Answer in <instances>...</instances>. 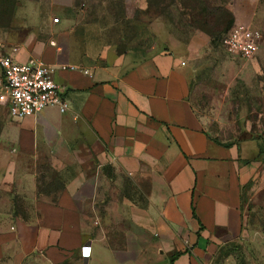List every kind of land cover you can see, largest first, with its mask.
<instances>
[{
    "label": "crops",
    "instance_id": "0c3cea01",
    "mask_svg": "<svg viewBox=\"0 0 264 264\" xmlns=\"http://www.w3.org/2000/svg\"><path fill=\"white\" fill-rule=\"evenodd\" d=\"M142 6L13 1L0 44L49 66L69 109L14 121L5 106L0 264H238L260 142L218 143L193 112L189 60L205 39L144 50L142 28L124 48Z\"/></svg>",
    "mask_w": 264,
    "mask_h": 264
},
{
    "label": "rangeland",
    "instance_id": "374dc122",
    "mask_svg": "<svg viewBox=\"0 0 264 264\" xmlns=\"http://www.w3.org/2000/svg\"><path fill=\"white\" fill-rule=\"evenodd\" d=\"M12 2L0 0V27L7 24ZM141 3L136 17L123 26L130 34L122 42L124 48L134 46L130 38L142 28L143 39L137 44L144 50L165 45L164 39L170 34L179 39L181 46L188 44L189 37L205 39L206 45L189 60L193 71V112L216 142L259 141L264 150V0H141ZM105 13L104 9L96 10L97 16ZM236 26L262 34L254 59L246 61L226 52L223 40ZM6 119L5 106L0 103V131ZM256 189L251 183L245 192L246 228L251 236L231 250L238 264H264V189L258 192ZM67 264H77L76 258Z\"/></svg>",
    "mask_w": 264,
    "mask_h": 264
},
{
    "label": "built area",
    "instance_id": "2783aa9c",
    "mask_svg": "<svg viewBox=\"0 0 264 264\" xmlns=\"http://www.w3.org/2000/svg\"><path fill=\"white\" fill-rule=\"evenodd\" d=\"M53 23L58 18H53ZM262 34L248 27H233L223 40L228 54L243 60H252L258 54ZM0 44V73L3 94L0 103L7 107L10 120H22L38 115L47 107L61 112L69 109L62 88L53 78V70L44 62L30 59L25 63L15 61L17 48ZM87 74L86 71H84Z\"/></svg>",
    "mask_w": 264,
    "mask_h": 264
},
{
    "label": "trees",
    "instance_id": "16d2710c",
    "mask_svg": "<svg viewBox=\"0 0 264 264\" xmlns=\"http://www.w3.org/2000/svg\"><path fill=\"white\" fill-rule=\"evenodd\" d=\"M14 1V0H13ZM12 6H13V2H12V5H11V9H12ZM263 139V138H262ZM262 153H264V150H262V149H260L259 150V154H262Z\"/></svg>",
    "mask_w": 264,
    "mask_h": 264
},
{
    "label": "snow or ice",
    "instance_id": "6c2138e0",
    "mask_svg": "<svg viewBox=\"0 0 264 264\" xmlns=\"http://www.w3.org/2000/svg\"><path fill=\"white\" fill-rule=\"evenodd\" d=\"M85 254H87V250H86Z\"/></svg>",
    "mask_w": 264,
    "mask_h": 264
}]
</instances>
